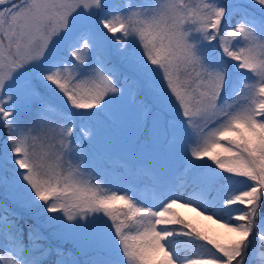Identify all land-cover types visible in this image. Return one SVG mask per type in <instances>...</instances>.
Listing matches in <instances>:
<instances>
[{
    "label": "snow or ice",
    "instance_id": "obj_1",
    "mask_svg": "<svg viewBox=\"0 0 264 264\" xmlns=\"http://www.w3.org/2000/svg\"><path fill=\"white\" fill-rule=\"evenodd\" d=\"M0 264H264V0H0Z\"/></svg>",
    "mask_w": 264,
    "mask_h": 264
},
{
    "label": "trees",
    "instance_id": "obj_2",
    "mask_svg": "<svg viewBox=\"0 0 264 264\" xmlns=\"http://www.w3.org/2000/svg\"><path fill=\"white\" fill-rule=\"evenodd\" d=\"M120 194H123V193H120ZM144 195L146 198H154V194L151 193L150 191H146ZM174 210L182 214L183 216L187 217L189 220L197 221L200 227L208 230L212 234L223 235L224 232L226 231L220 228V226L215 224L213 221L206 220L203 217H198L196 213L192 212L191 210L187 208L181 207L179 204H177Z\"/></svg>",
    "mask_w": 264,
    "mask_h": 264
}]
</instances>
